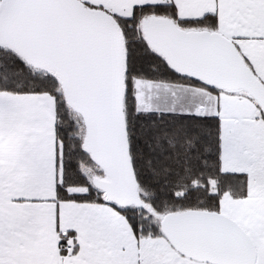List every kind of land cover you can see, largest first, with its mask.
Returning <instances> with one entry per match:
<instances>
[{
	"label": "snow or ice",
	"instance_id": "obj_1",
	"mask_svg": "<svg viewBox=\"0 0 264 264\" xmlns=\"http://www.w3.org/2000/svg\"><path fill=\"white\" fill-rule=\"evenodd\" d=\"M0 264H264V0H0Z\"/></svg>",
	"mask_w": 264,
	"mask_h": 264
}]
</instances>
